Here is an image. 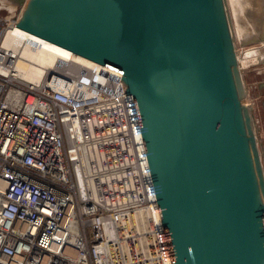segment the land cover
Masks as SVG:
<instances>
[{"label":"water","instance_id":"95a60500","mask_svg":"<svg viewBox=\"0 0 264 264\" xmlns=\"http://www.w3.org/2000/svg\"><path fill=\"white\" fill-rule=\"evenodd\" d=\"M230 2L0 0L16 27L121 73L171 264H264V175L236 48L264 43V0Z\"/></svg>","mask_w":264,"mask_h":264},{"label":"built area","instance_id":"2783aa9c","mask_svg":"<svg viewBox=\"0 0 264 264\" xmlns=\"http://www.w3.org/2000/svg\"><path fill=\"white\" fill-rule=\"evenodd\" d=\"M0 17V264H171L121 73L71 51L38 81Z\"/></svg>","mask_w":264,"mask_h":264},{"label":"rangeland","instance_id":"374dc122","mask_svg":"<svg viewBox=\"0 0 264 264\" xmlns=\"http://www.w3.org/2000/svg\"><path fill=\"white\" fill-rule=\"evenodd\" d=\"M227 2L230 13L232 12V4L230 0ZM6 15L7 11L0 9V17L3 18ZM236 48L239 52L240 61L238 76L244 102L251 106L253 131L256 136L264 175V43L237 46Z\"/></svg>","mask_w":264,"mask_h":264},{"label":"bare ground","instance_id":"6f19581e","mask_svg":"<svg viewBox=\"0 0 264 264\" xmlns=\"http://www.w3.org/2000/svg\"><path fill=\"white\" fill-rule=\"evenodd\" d=\"M3 44L16 54L14 68L31 81H38L49 67L72 55L71 50L16 26L7 31Z\"/></svg>","mask_w":264,"mask_h":264}]
</instances>
